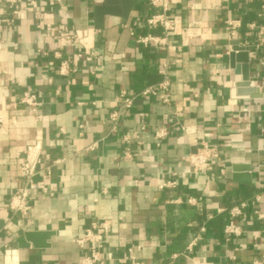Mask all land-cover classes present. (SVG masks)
<instances>
[{
  "label": "crops",
  "instance_id": "obj_1",
  "mask_svg": "<svg viewBox=\"0 0 264 264\" xmlns=\"http://www.w3.org/2000/svg\"><path fill=\"white\" fill-rule=\"evenodd\" d=\"M156 10L148 0H0V264H79L75 239L102 220L111 224L104 252L126 263L129 248L142 264H251L264 256V243L251 235L264 229L254 213H264V46L256 38L264 0H170L168 14L183 25L199 22L200 37L143 46L138 35L160 33L146 26ZM231 19L240 22L236 40L261 98L234 87ZM47 25L78 42L54 40ZM164 77L167 103L141 93ZM25 91L35 95L34 111L21 102ZM161 126L167 135L157 143ZM31 142L39 144L40 172L21 214L9 200L24 185L19 165ZM202 142L218 158L206 173L186 172V156ZM168 180L175 186L159 188ZM240 203L245 232L229 243L236 248L229 261L223 228ZM30 230L52 231L50 247H19L16 239Z\"/></svg>",
  "mask_w": 264,
  "mask_h": 264
},
{
  "label": "built area",
  "instance_id": "obj_2",
  "mask_svg": "<svg viewBox=\"0 0 264 264\" xmlns=\"http://www.w3.org/2000/svg\"><path fill=\"white\" fill-rule=\"evenodd\" d=\"M10 5H16L19 0H6ZM170 0H148V3L156 8V12L149 15L146 19V26L151 30H159L160 33H152L148 32L143 35H138L136 37L137 43L147 46L149 44H155L159 46H164L167 43V39L172 36H176L179 38L183 45L188 44L192 39L199 38L201 35V27L199 22H190L183 25L177 16H170L168 14ZM43 22L38 21L37 26H41ZM240 26V22L238 20H227L226 21V30L228 34V39L233 41L237 37V30ZM251 28H254V25H251ZM48 33L51 37L56 41H63L68 45H74L78 42V38L75 34H72L68 31L55 30L53 27L46 26ZM256 38L258 40V46H264V25H261L256 34ZM239 45L243 46L239 43ZM75 57L79 58L82 55L76 54ZM92 54H87L84 57L85 60H90ZM261 65H264V56L259 59ZM73 70V69H72ZM69 71V67L66 61H63L59 66V73L65 74ZM162 74H164V69L160 70ZM169 80L164 77L161 82H159L155 86L146 87L141 93L143 95L151 94L156 96L160 101L167 103L169 101L168 96L166 95V91L169 87ZM120 96L123 98V103L125 106H129L131 104V98L126 95L124 91L120 92ZM21 102L27 105L32 111L35 110L36 107V98L33 93L30 91H25L22 93ZM118 116L117 112H113L110 114V118L112 120H116ZM167 135V128L165 126H161L157 128L154 132V138L157 143L160 142ZM38 142H31L26 146L25 156L22 162L19 165V173L20 177L24 182V185L18 187L14 193L11 195L9 200V208L17 213L26 214L30 209L29 199H30V191L36 189L35 177L40 172L37 169L38 159L35 154L36 149H38ZM218 158V152L215 147L208 145L205 142H202L201 145L197 148V150L193 153H189L186 158V172L189 173H206L213 159ZM223 168L220 169V172L223 173ZM175 186V182L172 180L165 181L159 185V188L163 187H173ZM42 192L48 195H52L51 189L46 187H42ZM256 201H258V197H256ZM187 203H193V199H188ZM244 208L245 204L240 203L239 205H235L231 207L228 211V221L224 225L223 235L225 246L223 247V258L229 261H234L236 259V255L234 251L236 248L230 249L229 243L233 238L240 237L245 230L242 228L240 222L245 221L244 216ZM254 213L256 217L260 220L264 219V213L258 210H255ZM111 230V224L107 220L102 221H92L85 229L81 237L75 239L76 244L81 249V257L79 264H106L109 261H116V264H142L136 262L132 255V248L128 249V257L125 258L128 262H123L122 259H116L113 256V253L110 251L104 252V243L105 237ZM201 231L204 229L201 228ZM251 235L253 239L260 240L264 243V229L263 230H253L251 231ZM199 237L196 236L186 247L185 256L190 253L196 244V240ZM192 264H195L192 262ZM251 264H264V256L260 259H256L252 261Z\"/></svg>",
  "mask_w": 264,
  "mask_h": 264
},
{
  "label": "water",
  "instance_id": "obj_3",
  "mask_svg": "<svg viewBox=\"0 0 264 264\" xmlns=\"http://www.w3.org/2000/svg\"><path fill=\"white\" fill-rule=\"evenodd\" d=\"M230 67L237 75L235 78L234 87L238 95L248 96L250 98H261L262 94L256 87H252L249 81V54L245 47L239 45L238 40L231 41V50L229 52ZM235 168V167H234ZM247 183V181H243ZM52 231H25L20 235L16 242L19 247L27 248H48L50 247V237Z\"/></svg>",
  "mask_w": 264,
  "mask_h": 264
}]
</instances>
